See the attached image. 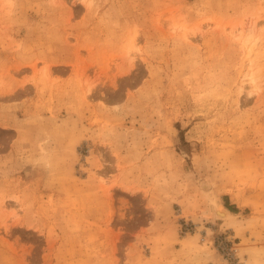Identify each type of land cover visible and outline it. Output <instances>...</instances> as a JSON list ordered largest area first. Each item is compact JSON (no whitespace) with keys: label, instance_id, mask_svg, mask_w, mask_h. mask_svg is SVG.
<instances>
[{"label":"rangeland","instance_id":"374dc122","mask_svg":"<svg viewBox=\"0 0 264 264\" xmlns=\"http://www.w3.org/2000/svg\"><path fill=\"white\" fill-rule=\"evenodd\" d=\"M0 264H264V0H0Z\"/></svg>","mask_w":264,"mask_h":264},{"label":"bare ground","instance_id":"6f19581e","mask_svg":"<svg viewBox=\"0 0 264 264\" xmlns=\"http://www.w3.org/2000/svg\"><path fill=\"white\" fill-rule=\"evenodd\" d=\"M248 36H250V35L248 34ZM254 80H255L254 78H250V81L252 83L255 82ZM201 187L205 188V189H208V188H210V185L207 182H203V183H201ZM219 203H220V200L218 198H214L213 199V204H214V207H215L214 208V212L216 213V216L219 217L220 219H229V218H231L233 216L232 213L229 212L228 210L224 209V208H220Z\"/></svg>","mask_w":264,"mask_h":264},{"label":"trees","instance_id":"16d2710c","mask_svg":"<svg viewBox=\"0 0 264 264\" xmlns=\"http://www.w3.org/2000/svg\"><path fill=\"white\" fill-rule=\"evenodd\" d=\"M227 208H228V210H230V211H232V212L235 211L232 207H227Z\"/></svg>","mask_w":264,"mask_h":264}]
</instances>
